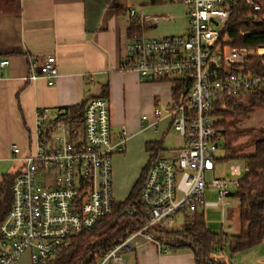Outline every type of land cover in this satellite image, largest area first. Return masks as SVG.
I'll use <instances>...</instances> for the list:
<instances>
[{
    "label": "built area",
    "instance_id": "2783aa9c",
    "mask_svg": "<svg viewBox=\"0 0 264 264\" xmlns=\"http://www.w3.org/2000/svg\"><path fill=\"white\" fill-rule=\"evenodd\" d=\"M182 1L188 16L186 33L154 38L134 32L123 69L136 70L143 82L180 80L189 85L169 110L171 127L184 144L148 166L141 190L147 224L93 263L84 264H127L125 253L150 241L165 254L169 249L148 228L179 230L181 215L184 219L207 206H220L222 222L226 221L227 208L249 171L247 162L245 166L232 162V178L214 175L221 158L215 152L223 145L215 127L219 115L213 111L225 107L231 97L245 101L249 94L264 95V45L237 46L223 34L235 5L243 2L256 18L264 0ZM128 13L143 27L146 18L141 10L129 7ZM0 63L7 65L8 59ZM30 67L33 79L42 75L53 82L59 77L54 55L42 63L33 58ZM63 117L64 110L55 118L38 111L33 151L23 153L12 145V159L21 164L11 188L12 206L0 224V264H49L73 236L113 212L112 157L124 150L128 130L122 126L119 138L114 139L105 95L88 99L80 133L75 136L73 125ZM208 172L214 175L210 180ZM209 188L215 190L218 201L205 199Z\"/></svg>",
    "mask_w": 264,
    "mask_h": 264
},
{
    "label": "crops",
    "instance_id": "0c3cea01",
    "mask_svg": "<svg viewBox=\"0 0 264 264\" xmlns=\"http://www.w3.org/2000/svg\"><path fill=\"white\" fill-rule=\"evenodd\" d=\"M16 2L19 11L0 9V62L8 59L7 65L0 63V182L11 166L10 172H15L21 164L12 159L13 144L23 153L33 151L38 111L55 118L67 107L102 95L107 86L114 139L122 126L128 130L124 150L112 157L114 197L124 200L148 164V143H163L160 156L184 144L176 132L174 144L165 143L173 130L169 115L175 101L173 83L143 82L136 70L123 69L132 35L128 8L145 16L140 32L158 38L186 33V5L182 0ZM49 55L55 56L59 77L53 82L42 75L33 79L30 60L42 63ZM125 257L127 264H196L190 249L164 254L153 241Z\"/></svg>",
    "mask_w": 264,
    "mask_h": 264
},
{
    "label": "trees",
    "instance_id": "16d2710c",
    "mask_svg": "<svg viewBox=\"0 0 264 264\" xmlns=\"http://www.w3.org/2000/svg\"><path fill=\"white\" fill-rule=\"evenodd\" d=\"M0 9L14 12L20 10V5L16 0H0ZM233 12L223 32L231 38V43L248 47L264 45V2L261 3L256 18L251 16L243 2L235 5ZM140 28L132 21L129 30L133 34L140 32ZM243 31L246 33L242 35ZM127 63L128 59H125L122 66L124 67ZM173 86L175 97H178L181 91L184 92V88L189 87L188 84L180 80H175ZM102 95H108L107 86ZM246 97L248 98L245 103L240 102L236 97H231L226 100L225 107L214 109L213 113L224 116L223 120H218L215 124L219 130V136L221 133L226 134L228 120H245L253 109L264 108V95L249 94ZM87 101L84 100L64 110L63 118L73 125L75 132L73 136L82 127ZM259 134L254 142V151L241 157L247 162L249 171L242 177L241 186L234 195L240 200V230L233 234L225 230L213 231L206 225L204 213L194 211L184 217L178 231L150 226L148 232L154 236L156 241L163 247H167L169 251H177L180 248L190 249L195 256L196 264H229L215 254L217 252L225 253L224 249L227 248L233 256L237 252L264 243V129ZM147 148L151 152L150 159L128 196L120 202L115 201L112 214L107 215L93 228L82 230L78 235L73 236L65 248L56 252L49 264L93 263L100 254L107 252L115 244L122 242L129 234L135 233L147 224L149 218L147 208L141 201V190L147 176L148 166L160 156L163 143H148ZM225 148H227V144ZM230 157L225 154V157L221 158L230 159ZM16 173V171L5 173L0 182V224L12 206L11 188Z\"/></svg>",
    "mask_w": 264,
    "mask_h": 264
},
{
    "label": "rangeland",
    "instance_id": "374dc122",
    "mask_svg": "<svg viewBox=\"0 0 264 264\" xmlns=\"http://www.w3.org/2000/svg\"><path fill=\"white\" fill-rule=\"evenodd\" d=\"M180 9L181 7L178 11H180ZM164 29L171 30L169 26H166ZM247 98L248 97L245 98V101L240 102L245 103L247 101ZM218 115L219 120L224 119L223 115ZM262 129H264V108L261 107L253 109L245 120H228L226 134H220V141L223 146L219 147V149L215 152V155L218 157H225L226 154L230 155L231 157L230 159H219L214 175L219 177L224 176L227 178H232L231 171L229 169V166L232 162H237L242 166H245L246 161L244 159H241V157L243 155H246L247 153H251L254 151V142L259 137V132H261ZM175 132L179 133L178 131L173 129L170 132L171 138H167L165 143H167L168 145L174 144L173 142L176 138L174 137ZM226 144L228 150L227 148H225ZM12 170H14L13 166H11L8 172ZM245 174L246 173H244V175ZM214 175L208 172L207 179L210 180ZM214 191L215 190L213 188H209L206 193L205 199L208 201H218L217 194L214 193ZM239 202V198L235 196L232 200V204L227 208L228 216L226 221L224 222H222L223 212L220 206H207L205 209H202L201 211L205 215L206 225L216 232L225 230L226 232L233 234L236 229L240 230ZM183 220V216L181 215L180 222L182 223ZM230 220L232 221V224H230ZM224 252L225 253L217 252L215 256L222 260L224 259V254L228 255V259H225L229 261V264H264V243L254 246L251 249L237 252V254H234L233 256L229 253L227 248L224 249Z\"/></svg>",
    "mask_w": 264,
    "mask_h": 264
}]
</instances>
